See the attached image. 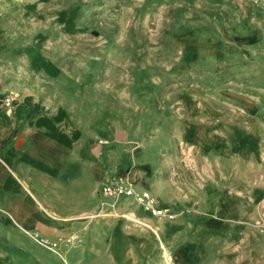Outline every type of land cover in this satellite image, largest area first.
Wrapping results in <instances>:
<instances>
[{"label":"rangeland","instance_id":"obj_1","mask_svg":"<svg viewBox=\"0 0 264 264\" xmlns=\"http://www.w3.org/2000/svg\"><path fill=\"white\" fill-rule=\"evenodd\" d=\"M3 3L25 4L10 12L20 18L25 12L20 27L25 47L33 43L39 52L37 63L57 68L58 81L72 87L74 106L83 104L91 117L104 111L123 130L118 153L139 169L151 167L147 179L166 186L163 207L148 191L172 219L143 209L152 219L139 214L130 220L157 227L148 238L154 264H165L162 252L174 255L183 245L195 264H262L257 252L243 254L232 243L242 234L226 232V208L219 200L232 172L227 165L235 161L234 172L256 170L202 144L210 143L212 129L246 127L251 113L264 114V0ZM110 179L129 181L121 175ZM111 198L117 210L119 198ZM135 226L126 230L129 241L147 242ZM169 264H175L171 257Z\"/></svg>","mask_w":264,"mask_h":264},{"label":"crops","instance_id":"obj_2","mask_svg":"<svg viewBox=\"0 0 264 264\" xmlns=\"http://www.w3.org/2000/svg\"><path fill=\"white\" fill-rule=\"evenodd\" d=\"M18 8L25 4L0 0V264H154L148 238L157 227L130 222L148 212L123 196L112 210L113 199L101 188L121 175L135 190H151L163 207L166 186L147 179L151 167L139 169L118 153L123 130L104 111L91 117L83 104L74 106L72 87L58 81L57 68L37 63L39 52L33 43L25 47L20 27L25 12L23 18L10 12ZM10 89L18 98L7 106L3 97ZM247 121L246 127L230 124L220 133L212 129L210 143L202 146L256 170L234 172L235 161L227 165L232 172L226 192L216 201L226 208V232L242 234L232 243L243 254L257 252L264 264V114L251 113ZM197 133L194 127L193 136ZM132 226L148 241L131 243L126 230ZM165 253L175 264L196 263L185 245L174 255L162 252L167 264Z\"/></svg>","mask_w":264,"mask_h":264},{"label":"built area","instance_id":"obj_3","mask_svg":"<svg viewBox=\"0 0 264 264\" xmlns=\"http://www.w3.org/2000/svg\"><path fill=\"white\" fill-rule=\"evenodd\" d=\"M18 98V94L15 91H8L3 97L7 106H11ZM104 195L109 197H132L135 202L142 206L145 210L150 212L153 216L164 217L172 219L173 215L166 210L159 209L150 195L149 191L141 190L137 191L131 184L121 183L119 180H110L104 184L101 188Z\"/></svg>","mask_w":264,"mask_h":264},{"label":"bare ground","instance_id":"obj_4","mask_svg":"<svg viewBox=\"0 0 264 264\" xmlns=\"http://www.w3.org/2000/svg\"><path fill=\"white\" fill-rule=\"evenodd\" d=\"M120 177V176H119ZM126 182V181H125ZM126 183H128V182H126ZM129 184V183H128ZM165 261H166V263L167 264H169L170 263V258H169V256L165 253Z\"/></svg>","mask_w":264,"mask_h":264}]
</instances>
